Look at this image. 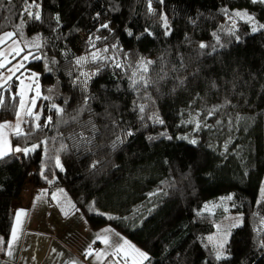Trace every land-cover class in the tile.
Returning a JSON list of instances; mask_svg holds the SVG:
<instances>
[{
    "label": "trees",
    "instance_id": "16d2710c",
    "mask_svg": "<svg viewBox=\"0 0 264 264\" xmlns=\"http://www.w3.org/2000/svg\"><path fill=\"white\" fill-rule=\"evenodd\" d=\"M26 2L33 0H0V34L16 31L15 39L27 45L26 52L41 57L25 69L27 74H39L49 97L40 105L42 126L49 115L53 124L59 123L51 104L63 107L65 114L82 105L85 93L73 83L78 75L74 61L95 51L90 37L102 38L95 41L96 48L111 50L116 44L119 52L108 55L116 54L121 61L125 54L128 63L139 57L155 61L149 72L153 80L163 60L170 78L159 82L158 90L150 87L137 95L127 74L110 62L101 65L88 82L87 95L94 97L90 111L80 115L79 123L59 126L64 135L55 148L64 143L66 152L57 153L51 143L57 129L33 131L30 122L23 123L28 135H12V147H31L48 139L49 151L45 155L37 148L0 160V236L5 249L15 223L14 207L29 185L46 190L51 204L60 191L93 230L111 227L146 252L150 259L144 264H264L260 246L264 241V29L252 32L246 20L235 21L225 14V10H247L256 15L258 26L264 24V5L250 0H164L161 5L152 0V14L147 0H34L38 7L31 11L40 15L35 20L24 11ZM161 14L167 15L171 35H164ZM104 23L109 29L100 28ZM200 43L215 46L216 51L200 49ZM96 67L88 63L80 71L95 72ZM177 77L185 81L183 87L176 86ZM213 81L217 89L210 87ZM16 84L14 79L13 94ZM225 98L231 103L205 120L202 109ZM134 101L147 105L144 121L133 111ZM15 103L5 92L0 123L16 119ZM196 112H201L198 131L187 123ZM153 113L164 123L148 119ZM89 120L97 129L95 139L74 148L69 134L82 131L91 137L90 126H85ZM127 130L133 135L124 136ZM118 136L123 142L113 149ZM193 139L195 145L189 143ZM57 154L63 171L55 167ZM229 196V211L242 215L243 224L231 232L226 258L217 261L208 237L223 213L203 209ZM93 204L95 210H89Z\"/></svg>",
    "mask_w": 264,
    "mask_h": 264
},
{
    "label": "snow or ice",
    "instance_id": "6c2138e0",
    "mask_svg": "<svg viewBox=\"0 0 264 264\" xmlns=\"http://www.w3.org/2000/svg\"><path fill=\"white\" fill-rule=\"evenodd\" d=\"M10 2V0H9ZM157 2L161 5H163L164 0H157ZM251 3L253 4H261L264 5V0H250ZM33 7H38L34 3L32 4H25V9L24 11L27 12V14L32 17L35 20L40 19L39 12L33 14L31 9ZM147 10L149 13L155 14V9L152 7V0H147ZM225 14L233 17V18H241L245 19L248 23L252 25L251 31L252 32H257L258 30L264 29V24L256 25L254 22V17L249 15L247 12H240L236 11L235 13H229L227 10H225ZM99 18V13H97V19ZM161 22L164 27V35H171V26L168 23V18L166 14H161L160 16ZM56 20L59 21V16L56 17ZM234 27V24H233ZM22 28V25H21ZM100 28L103 29H109V25L104 23L100 25ZM145 32L148 33V35H152L151 32H148L147 29H145ZM22 35V32L20 33ZM230 35H235L234 32H230ZM128 35H132L131 31H128ZM17 36L16 31H9V32H3V34H0V105L4 104V93L8 92L10 95L11 100L15 101V115L17 118V123L13 126L9 122H4L0 123V160H2L4 157L8 156L9 154H15V153H23L25 155L34 152L37 148H42L45 155H47L49 149H48V144L50 141L48 139L42 140L39 144H33L31 147H25V148H20V147H11L10 142H9V137L6 132L7 129L11 128L12 134L15 136H27L28 134L24 133L22 128H21V123L22 122H30L31 129L33 131H42L44 128H52V129H59L60 124L63 125H68L70 123H79V117L80 115L85 111L88 110L90 111L89 108V101L91 99H94V97H91L87 95V89H88V82L89 80L97 75L100 71L101 65L104 66H110L116 69H120L121 73H125L128 76L129 79V85L130 88L134 93L139 95L140 91L143 90L145 93H147V90L150 87H155L158 90V84L161 81H164L166 79H169V74L168 71L165 69V66L163 64V60L161 63L160 70L157 74V79L153 80L149 72L152 68V65L155 64V61L148 60L144 57H139L135 63H128L127 62V54L124 56V60L121 61V59L118 57L116 54L108 55L110 51H113L114 53L119 52V48L116 44H113L111 46V50L109 47H103L102 49L96 48L95 41L102 39L99 36H96L94 39L92 37L89 38V45L91 48L95 49V51H90L87 56L83 57H77L74 61V65L76 66V70L78 71V75L76 76L75 80L73 81L74 84L79 85L80 90L85 93L82 101V105L75 110L74 113H68L65 114V109L55 103L51 104V110H54L58 119L59 123L53 124L52 116L49 115L45 117V123L42 126L39 121L41 119L40 114L34 113L33 109L36 106V98L40 97V89L39 86L36 85L34 89V95H30V93L33 92V85L31 83L25 85L24 81L20 79L19 76H16V79L19 81V91L18 93H11V85L10 82L13 80V77L17 72H20L22 68L25 66V62L29 60V57H33L34 59H40L41 57L34 55L31 51L25 52V49L20 46L19 40L15 39ZM139 38V37H137ZM103 39H107L104 37ZM217 42H219V36L216 37ZM236 39L239 40V36H236ZM11 40L12 44L8 48H3V45H6L8 41ZM37 48L40 47V45L37 43L35 45ZM223 47V45H221ZM200 49H206V48H211L212 52L216 51L215 46L207 45L204 43L199 44ZM24 53L23 55H21ZM201 55L204 54H211V53H200ZM16 57H20V59L13 64L12 61L16 59ZM55 63V61H53ZM88 63H93L95 64L96 71L95 72H85V71H80V69L83 68L85 64ZM11 65V67H9ZM181 67H183V62L181 58ZM172 72H176L177 69L173 67L171 69ZM7 73V74H5ZM21 75H24L23 72H21ZM33 78L36 77L35 73L31 74ZM195 75V74H194ZM177 79V87H183L185 84L184 80ZM212 89H217L216 83L213 81L210 85ZM173 91H175V87L173 88ZM45 100L49 99V97L45 96L43 97ZM145 98H150V96H146ZM202 99V98H201ZM66 103V101H65ZM231 101L225 100L218 105H213L210 108L209 107H204L202 109V112L205 116V120L211 116L216 115L217 113L221 112L222 109L226 108ZM134 107L133 111H136L139 115V119L141 121L145 120L144 113L146 111L147 105L137 103L136 101L133 102ZM21 113H23V116L25 118H30L27 121H21ZM201 115V112H196L195 115L191 116V118L187 121V123H191L194 125L195 129L198 131L201 126L202 122L199 120V117ZM148 119L152 120L154 123H160L163 124L164 121L159 118L158 115L153 113L151 116L148 117ZM221 121L217 120V124H220ZM231 121H229V126H231ZM85 126H90V130L93 133L91 137H87L84 135V133L78 132V133H72L69 134L68 139H71L74 141L73 147L77 148L81 143L87 145L92 142L93 139H95V133L97 131L95 125L92 123L91 120L87 122V125ZM204 127H212L211 125H208L207 123L203 124ZM63 133H59L57 136H54L51 139V143L54 145V150L58 153L60 151H67V145L64 143H60L58 148H55L56 141L58 139L63 138ZM124 136H131L133 135V132L130 130H127L123 133ZM79 137L80 140L77 141L76 138ZM168 139H171V137H167ZM149 139H152L149 137ZM181 139H187V137H181ZM123 141L121 138L118 136L116 141H113L112 143V148L114 149L118 143H122ZM190 144L195 145L197 143L196 140H190ZM227 145H225V148ZM54 164L55 167L59 168L61 171H63V165L61 164L59 155L57 154L54 157ZM92 167H96L95 163L92 165ZM51 183V181H49ZM261 195L264 196V188L261 189ZM39 199V197H37ZM53 199H56L55 196H53ZM228 200H231L232 197L229 196L227 197ZM79 211V209L76 208L74 204H71L69 202V207L68 210L62 209L64 212V215L67 216L69 215V211ZM89 210L94 211V204L89 206ZM227 211V209H225ZM25 215L24 210H20L15 214V219H16V226L11 229V241L7 244L6 248V255L9 257H12L13 255V246L18 242L19 240V231H20V226H21V217ZM103 215V214H102ZM108 219H116V217L109 216ZM232 227H237L239 226V218H237V223L231 225ZM113 230L108 228L104 230L103 235L98 234L96 236L97 240H101L106 247H109L112 249L111 255L113 257L114 264H144L145 261H148L150 258L148 254L141 249L137 248L135 245L130 244L127 240L121 241H111L109 240L107 233L112 232ZM118 235V234H117ZM209 241H211L213 238L209 237ZM227 240V235L224 236L223 241L214 243L212 245L213 250L215 252L214 258L215 260L219 261L222 258L225 257L224 253V247H225V242ZM95 242V241H94ZM260 246L262 249H264V241L260 242ZM55 251V249L53 250ZM93 255V250L91 247L87 249L85 252V256H92ZM105 253L102 252H97L95 253L96 259H101L102 256H104ZM68 264H78L77 261L75 260H69Z\"/></svg>",
    "mask_w": 264,
    "mask_h": 264
},
{
    "label": "rangeland",
    "instance_id": "374dc122",
    "mask_svg": "<svg viewBox=\"0 0 264 264\" xmlns=\"http://www.w3.org/2000/svg\"><path fill=\"white\" fill-rule=\"evenodd\" d=\"M236 11L247 12L249 15L254 17V21L256 19V15L254 13L249 12L247 10H243V9L231 10V13H235ZM231 18L233 19V17H231ZM236 19L237 18H234L235 21H236ZM243 20H245V19H243ZM19 42H20V46L23 47L25 49V52H26L28 50L27 45L24 44L23 42H21L20 40H19ZM11 44H12V41L9 40L8 43L6 45H3L2 47L8 48ZM23 54L24 53H22L21 55H23ZM19 59H20V57H16V59L13 60L12 63L15 64ZM33 60H34V58L30 56L29 60L25 62V66L30 61H33ZM25 66H24V68H22L20 70V72H17L15 74V76L13 77V80L16 79V76H19L20 79L24 81L25 85L31 83L33 85V92L30 93V95H34L35 94L34 89H35L36 85L39 86L41 95H40V97L36 98L37 102H36V106L33 109V111H34V113L40 114V116H42L43 108L40 105L43 102L42 100H45L43 97L47 96V94L44 92L43 86H42L41 81H40L39 74L35 73L36 77L33 78L31 75L32 73L27 74ZM9 67H11V65H9ZM0 71H2V70H0ZM21 72H23L24 75H21ZM5 74H7V73H5ZM13 80L10 82L11 87H12ZM16 85H17V93H18V91H19V81L18 80H17ZM21 121H25V117L23 116V113H21ZM9 123L14 126L17 123V118L14 121H10ZM23 123L24 122L21 123V128L23 126ZM12 131L13 130L11 128L7 129V131H6L8 134V137H9V142H10L11 147H12L11 136L13 135ZM16 154L18 157H21V155H22V153H16ZM25 188H26V192L24 193V197H23V202H22L23 205L29 201L30 196H31L30 193H32V191H33V189L29 185H26ZM53 196L56 197V199H54V201H53L54 207L56 208V210L58 211V213L60 214V216L62 218L69 220V221L65 222V225L68 226V229L71 232V234H70V237L62 238L65 245H67L69 248H71V250L75 253H77V252L85 253L87 251V249L89 247H91L93 250V255L88 256L89 257L88 260H90L89 261L90 264H114L113 257L111 255L112 249L109 247H106L101 240H97L96 236L98 234H101V235L105 234L104 230L110 228L113 230L112 232L107 233V236H108L110 242L111 241H121L122 242L123 240H127V239L122 234H120L119 232H117L115 229H113L111 227H104V228H101L98 230H93L90 227V225H89L87 219L84 217V215H82L79 212H74L76 214L72 215L73 212L71 213V211H69V215L65 216L62 209L68 210L69 203L66 200H64V197L60 191H57ZM23 205H21V206H23ZM16 208H14V210ZM51 209L53 210V208H50V211H52ZM225 209H227V211H225ZM203 211H207V212H211V213H216V212L220 211L223 213V219L217 223L215 232L209 236V237H212L213 239L211 241H209V239H208V243L212 246L214 243H218V242L223 241L224 236L227 235V240L225 242V247L223 250L225 253L226 244L229 240L230 234L234 229L238 228L239 226H241L243 224V216L230 213L229 208H228V199L227 198H223L217 202H209L208 204L205 205ZM15 212H17V211L15 210ZM71 215L73 217L70 218ZM237 218H239V226L232 227L231 225L237 223ZM49 225H50L49 227H51V229H52L53 226L51 225L50 222H49ZM98 242L100 243V245L97 246L96 248H94V244H96ZM130 244H132V243H130ZM91 245H93V246H91ZM4 252H5L4 241H3V238L0 236V255H3ZM97 252L105 253V255L102 256L101 259L98 260V259H96V256H95V253H97Z\"/></svg>",
    "mask_w": 264,
    "mask_h": 264
},
{
    "label": "crops",
    "instance_id": "0c3cea01",
    "mask_svg": "<svg viewBox=\"0 0 264 264\" xmlns=\"http://www.w3.org/2000/svg\"><path fill=\"white\" fill-rule=\"evenodd\" d=\"M25 192L26 188L14 207H17L15 209L17 212L20 210L25 212L21 217L19 240L13 246L12 257L6 255V249L4 254L0 255V264H68L69 260H75L78 264H90L85 253L73 252L62 240L64 237H70L71 232L65 225L69 220L62 218L54 204L49 203L48 192L42 189L33 190L29 201L23 205ZM50 208L53 210L50 211ZM74 214L76 213L72 215ZM49 222L53 226L52 229ZM96 244L100 245L99 242Z\"/></svg>",
    "mask_w": 264,
    "mask_h": 264
}]
</instances>
